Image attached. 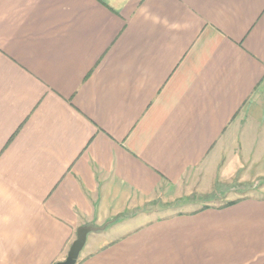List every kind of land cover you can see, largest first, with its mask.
<instances>
[{
  "label": "crops",
  "instance_id": "obj_1",
  "mask_svg": "<svg viewBox=\"0 0 264 264\" xmlns=\"http://www.w3.org/2000/svg\"><path fill=\"white\" fill-rule=\"evenodd\" d=\"M257 177L264 0H0V264H264V182L151 206Z\"/></svg>",
  "mask_w": 264,
  "mask_h": 264
},
{
  "label": "rangeland",
  "instance_id": "obj_2",
  "mask_svg": "<svg viewBox=\"0 0 264 264\" xmlns=\"http://www.w3.org/2000/svg\"><path fill=\"white\" fill-rule=\"evenodd\" d=\"M263 182L264 178L262 177H257L256 179L249 180L247 182L233 180L228 184V186H220L216 181L213 183L214 185L208 189V191H202L199 187H197L198 184L195 182H192L191 184L186 182L184 186H182V191H184V194H179L180 196H176L177 198H175L173 201L171 199L164 200V196H158L151 206L157 205L158 208H156V211L160 214V216L167 215L169 213H183L186 211H191L195 207L198 208L203 205L218 207L225 205V202L232 198L235 199L246 195L248 196V194L261 196V193H259V190L257 189ZM223 187H228L229 190L222 191ZM143 219H145V216H143ZM142 220L135 219L134 221L139 223Z\"/></svg>",
  "mask_w": 264,
  "mask_h": 264
},
{
  "label": "water",
  "instance_id": "obj_3",
  "mask_svg": "<svg viewBox=\"0 0 264 264\" xmlns=\"http://www.w3.org/2000/svg\"><path fill=\"white\" fill-rule=\"evenodd\" d=\"M93 228L88 226H80L76 230L74 240L71 242L69 248H67L66 256L63 260L55 262V264H75L81 248L84 246L86 241L87 233Z\"/></svg>",
  "mask_w": 264,
  "mask_h": 264
},
{
  "label": "trees",
  "instance_id": "obj_4",
  "mask_svg": "<svg viewBox=\"0 0 264 264\" xmlns=\"http://www.w3.org/2000/svg\"><path fill=\"white\" fill-rule=\"evenodd\" d=\"M228 203H231V202H227V203H225V205L228 204Z\"/></svg>",
  "mask_w": 264,
  "mask_h": 264
}]
</instances>
